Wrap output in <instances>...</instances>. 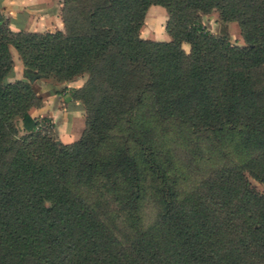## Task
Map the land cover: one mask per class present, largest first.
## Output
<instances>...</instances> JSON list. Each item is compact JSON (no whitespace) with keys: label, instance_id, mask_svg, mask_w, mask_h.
I'll return each mask as SVG.
<instances>
[{"label":"trees","instance_id":"trees-1","mask_svg":"<svg viewBox=\"0 0 264 264\" xmlns=\"http://www.w3.org/2000/svg\"><path fill=\"white\" fill-rule=\"evenodd\" d=\"M151 5L168 40L139 36ZM211 10L217 35L198 20ZM61 22L0 26V264H264V195L246 178L264 185V0H62ZM9 47L26 80H9ZM82 74L86 127L59 141L29 114V81ZM170 128L204 147L185 186L151 151Z\"/></svg>","mask_w":264,"mask_h":264},{"label":"rangeland","instance_id":"rangeland-1","mask_svg":"<svg viewBox=\"0 0 264 264\" xmlns=\"http://www.w3.org/2000/svg\"><path fill=\"white\" fill-rule=\"evenodd\" d=\"M62 0H0V26L10 30H24L29 32H45L62 30L61 22ZM198 20L208 32L217 35L220 30L219 14L215 10L198 14ZM166 14L162 7L151 5L146 9L142 25L139 28V36L150 37L153 40H168L164 26ZM225 34L230 44L242 46L243 41L235 22H226ZM181 47L188 51V44L182 42ZM13 61L12 80H26L24 68L18 60L14 50L9 47ZM86 75L82 74L70 81H61L55 77H43L29 81L31 89L35 93L34 103L39 106H48L44 110L46 114L39 116L34 105L28 109L32 117L45 119L42 129L49 135L63 142L78 140L86 127L88 113L83 102L78 99L73 89L84 84ZM49 107L55 109L53 116L48 115ZM16 126L20 129V123ZM155 145L151 147L152 153L157 159H162L166 154L175 165V168L184 175L182 185L185 186L194 176L191 170L202 156L205 159L202 143L196 141L195 136L178 128L165 130L156 129ZM21 134V130H19ZM163 155V156H162ZM162 156V157H161ZM250 185L264 195V185L250 177H246ZM155 203L147 196L141 206V223L146 226L154 217Z\"/></svg>","mask_w":264,"mask_h":264},{"label":"crops","instance_id":"crops-1","mask_svg":"<svg viewBox=\"0 0 264 264\" xmlns=\"http://www.w3.org/2000/svg\"><path fill=\"white\" fill-rule=\"evenodd\" d=\"M149 7H150V6H149ZM149 7H148V8H149ZM143 38H149V39H150V37H143ZM165 38H166V37H164V39H162V40H166ZM46 107H48V106H46V105H44V106H39L38 108H35V111H36V112H39V113H38L39 116H42V114H46L45 111L48 110V109H46ZM45 109H46V110H45ZM44 110H45V111H44ZM53 111L55 112V109L53 110V109H51V108L49 107L48 115H49V116H53V115H54V114H53ZM29 114H30V113H29Z\"/></svg>","mask_w":264,"mask_h":264}]
</instances>
